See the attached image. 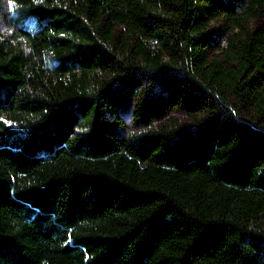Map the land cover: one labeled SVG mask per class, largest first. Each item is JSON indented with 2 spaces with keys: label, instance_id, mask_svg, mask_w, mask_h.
Masks as SVG:
<instances>
[{
  "label": "trees",
  "instance_id": "1",
  "mask_svg": "<svg viewBox=\"0 0 264 264\" xmlns=\"http://www.w3.org/2000/svg\"><path fill=\"white\" fill-rule=\"evenodd\" d=\"M0 1V264H264V0Z\"/></svg>",
  "mask_w": 264,
  "mask_h": 264
},
{
  "label": "rangeland",
  "instance_id": "2",
  "mask_svg": "<svg viewBox=\"0 0 264 264\" xmlns=\"http://www.w3.org/2000/svg\"><path fill=\"white\" fill-rule=\"evenodd\" d=\"M12 12V7L7 1H0V39L7 40L12 45H16L17 43H20L21 40L16 37V29L10 24L9 19ZM28 25L32 27L33 23L29 22ZM251 26L253 28L264 27V16H259L258 18L252 20ZM140 89L145 90L143 93L144 98L167 96V91L158 85L151 86L150 84L143 83ZM134 105V100L130 99L124 104L120 105L118 108L119 116L124 124V127L120 133L128 138L138 136L146 131L145 128L132 122ZM172 118L177 123L178 127L185 128L196 137L201 136L202 128L200 123L203 121V117H199L196 119V121H194L191 117L185 115L181 109H178L172 113Z\"/></svg>",
  "mask_w": 264,
  "mask_h": 264
}]
</instances>
